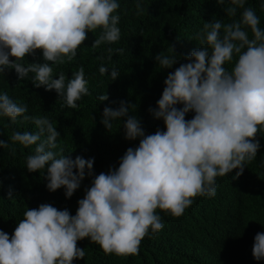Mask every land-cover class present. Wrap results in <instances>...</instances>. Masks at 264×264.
I'll return each mask as SVG.
<instances>
[{
    "label": "clouds",
    "instance_id": "clouds-1",
    "mask_svg": "<svg viewBox=\"0 0 264 264\" xmlns=\"http://www.w3.org/2000/svg\"><path fill=\"white\" fill-rule=\"evenodd\" d=\"M245 4L246 0H229L223 11L234 18L242 10L240 19L205 22L198 39L207 47L192 51L187 63L168 74L157 108H149L154 118L164 121L166 131L146 134L140 118L130 115L134 105L125 101L118 109L104 108L101 122L107 130L122 119L125 139L139 138L138 147L128 148L118 168L113 166L107 173H94V158L73 160L63 155V148L54 151L61 133L49 118L26 115L27 104L0 91V116L13 124L23 117L38 129L14 131L10 140L24 148L35 145L34 154L26 157L27 170L46 169L49 191L64 188L71 198L86 175L93 177L85 197L78 201L76 215L41 204L24 212L11 236L0 230V264H74L86 255L78 247L85 238L106 254L137 255L142 240L164 228L157 209L180 217L196 197L216 195L217 177L236 169L234 179L243 174L257 156V136L264 130V30L254 9ZM135 7L136 15H142V0H136ZM119 8L117 0H0V73L14 69L21 81L33 73L36 88L55 90L67 107L77 108V101L90 95L83 66L66 80L63 72L54 77L52 65L72 62L87 34L97 29L101 35L93 48L118 42L120 15L115 13ZM37 50L43 54V63H22ZM124 51L109 47L107 59H112L113 52ZM234 57L229 71L225 64ZM97 59L102 62L100 74L109 73L103 54ZM155 59L162 69L177 63L176 56L163 52ZM110 75L113 81L120 76L115 68ZM97 99L103 102L109 97L102 94ZM190 112L195 115L189 120ZM7 147L8 142L0 140V148ZM201 233L196 236L208 243L206 234L211 232ZM252 251L257 261L264 259V233L256 234ZM208 260L219 264L212 255Z\"/></svg>",
    "mask_w": 264,
    "mask_h": 264
},
{
    "label": "trees",
    "instance_id": "trees-1",
    "mask_svg": "<svg viewBox=\"0 0 264 264\" xmlns=\"http://www.w3.org/2000/svg\"><path fill=\"white\" fill-rule=\"evenodd\" d=\"M117 2L120 8L115 14L120 15L118 27L121 29L118 42L93 48L95 39L101 35V30L97 29L87 34L72 62L52 65L54 77L58 78L63 72L66 80L83 66L90 95L77 101V108L67 107L55 90L36 88L32 83L33 73L22 81L14 69L0 73L1 94L7 93L15 102L27 104L28 116L48 117L61 133L57 140L59 147L54 151L63 148V155H69L73 160L77 156L94 158L96 175L109 172L113 166L118 168L126 150L139 145V138L125 139L122 119L114 121L110 130L105 128L101 122L104 108L118 109L120 102L125 101L134 105L130 108V115L140 118L146 134L166 131L164 121L154 118L149 108H157L168 74L187 63L186 58L192 51L207 47L198 39L205 22L221 19L229 23L239 20L242 12L238 10L236 17H227L223 9L229 6V0L224 4L217 0H142L144 12L137 16L136 0ZM262 4L264 0H246L245 7L254 9L260 18L259 26L264 30ZM248 34L251 38L250 29ZM109 47L125 51L123 54L113 52L109 61ZM161 52L176 56L177 63L170 69H162L155 59ZM101 54L105 58L103 63L109 68V73L104 75L99 72L102 62L97 59ZM31 62L43 63L42 52L37 50L35 56L29 55L22 61L26 66ZM235 62L234 57L225 68L231 71ZM112 68L120 74L115 81L110 75ZM102 94H107L109 99L99 101L97 97ZM194 115L190 112L186 119L190 120ZM37 130L32 121H25L23 117H18L13 124L10 118L0 116V140L9 144L7 148H0V230L9 236L28 208L51 204L76 215L78 201L85 197L86 189L92 184L93 177L86 175L81 187L67 198L64 188L55 192L48 190L46 169L29 172L26 157L34 154L35 145L24 148L19 143L13 144L10 137L14 131ZM257 139L260 142L257 156L245 166L239 178L234 179L239 169L216 178L215 202V196H198L180 217L157 209L164 228L154 237L142 240L139 254H106L98 244L85 238L78 241V247L84 249L86 255L84 259L75 260L74 264H214L208 260L211 255L219 264H264V259L257 261L252 251L256 234L264 233V130L258 133ZM199 232H211L206 234L208 243L196 236Z\"/></svg>",
    "mask_w": 264,
    "mask_h": 264
}]
</instances>
